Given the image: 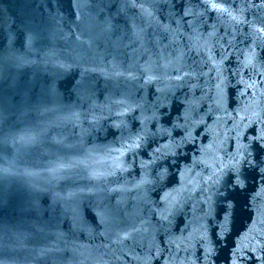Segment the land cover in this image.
<instances>
[{"label":"water","instance_id":"obj_1","mask_svg":"<svg viewBox=\"0 0 264 264\" xmlns=\"http://www.w3.org/2000/svg\"><path fill=\"white\" fill-rule=\"evenodd\" d=\"M0 264H264V0H0Z\"/></svg>","mask_w":264,"mask_h":264},{"label":"snow or ice","instance_id":"obj_2","mask_svg":"<svg viewBox=\"0 0 264 264\" xmlns=\"http://www.w3.org/2000/svg\"><path fill=\"white\" fill-rule=\"evenodd\" d=\"M211 7L214 8V9H217L218 11H223V10H224L220 5L215 4V3H213V4L211 5ZM187 14H188V13L185 12V15H187ZM135 146L138 147L139 145H135Z\"/></svg>","mask_w":264,"mask_h":264}]
</instances>
